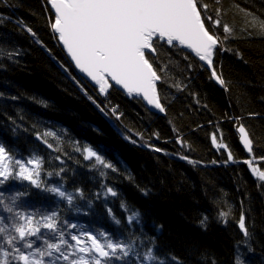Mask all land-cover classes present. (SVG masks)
Returning <instances> with one entry per match:
<instances>
[{
    "label": "trees",
    "instance_id": "1",
    "mask_svg": "<svg viewBox=\"0 0 264 264\" xmlns=\"http://www.w3.org/2000/svg\"><path fill=\"white\" fill-rule=\"evenodd\" d=\"M206 2L211 14L221 8L222 22L234 30V38L227 42L233 51L219 52L214 58L229 90L213 81L197 58L186 61L188 51L165 45L157 57L159 66L166 65V75L161 73L163 80L157 85L164 115L150 112L142 100L128 98L117 88L108 97L100 96L82 79L51 32L45 0L0 3V50L4 53L0 55V143L24 157L35 152L43 160L42 185L62 186L74 197L69 205L44 187L10 179L0 191L27 193L18 199L17 210L34 213L36 219L55 211L61 223L67 220L79 226L72 233L103 231L113 237L131 233L146 244L154 240L166 264H174L172 256L181 264H234L237 250L243 264H264V182L243 162L255 156V166L264 170L260 159L264 157V31L258 23L264 19V0ZM17 51L19 55L8 58L7 52ZM177 82L183 90L172 86ZM89 95L107 105L106 111L117 106L121 119L110 112L105 115ZM231 118H242L240 123L252 136L251 156L241 147ZM45 131L56 134L46 139L57 151L36 138ZM220 133L227 149H217L211 142V136L217 134L219 140ZM85 146L117 171L96 164L94 158L86 160ZM228 151L233 161H228ZM104 186L113 188L117 196H106ZM122 202L139 210V224H127ZM225 202L231 207L227 224L218 219ZM242 210L250 239L238 227ZM0 215L8 214L0 210ZM205 216L206 227L201 225ZM36 244L42 246V241Z\"/></svg>",
    "mask_w": 264,
    "mask_h": 264
},
{
    "label": "snow or ice",
    "instance_id": "2",
    "mask_svg": "<svg viewBox=\"0 0 264 264\" xmlns=\"http://www.w3.org/2000/svg\"><path fill=\"white\" fill-rule=\"evenodd\" d=\"M45 3L48 6L46 11L51 13L49 26L54 37L66 50L75 68L94 84L101 96L108 97L110 90L118 86L129 97H140L147 105L164 113L166 110L161 103L157 85L163 80L161 73L166 75V65L159 66L157 57L165 45L170 49L188 50V55H184L186 61L192 56L198 58L202 67L210 70V78L225 91L229 90L228 82L214 58L219 52L233 51L227 46V42L234 38V30L222 22L221 8L217 7L214 14L209 13L206 0H45ZM215 3L219 5L220 0H215ZM246 15L252 14L246 12ZM257 19L252 16L253 21ZM20 23L31 36L36 37L37 34L30 27L23 25L22 21ZM258 23L261 31H264V19H260ZM36 43L41 41L37 39ZM3 54V50H0V55ZM236 54L239 55V52ZM14 55H19V52H7L9 59ZM187 66L190 69L193 65L189 63ZM61 67L68 71L63 64ZM73 79L80 84L76 77ZM172 86L183 90L179 82ZM81 90L85 91L83 87ZM85 95H88L87 91ZM88 99L105 115L110 112L116 120L121 119L123 114L118 111L117 106L106 111L107 105L102 106L90 95ZM37 102L47 106L43 100ZM231 119L240 143L251 156L254 144L252 136L244 124L240 123L242 118ZM217 132H220L219 128ZM55 135L51 131H45L38 133L36 138L57 151L58 147L54 148L46 139ZM124 139L136 143L129 136H124ZM211 142L217 149L228 147L223 142L222 133L219 140L217 134H213ZM77 150L80 151V148L77 147ZM153 150L162 151L158 147ZM83 153L86 160L94 158L96 164L113 172L117 171L112 163L105 161L92 147L85 146ZM180 159L187 157L180 156ZM227 159L233 161L231 151L227 152ZM256 159L251 156L243 162L259 181L264 182V170L255 166ZM260 159L264 160V157ZM189 163L193 161L189 160ZM42 167L43 160L35 152L24 157L14 154L0 143V187L13 179L28 181L36 188H42ZM104 187L106 196H117L113 188ZM44 190L66 200L69 205L73 203V194L63 190L62 186L44 187ZM144 194L147 195V192ZM25 195V192L6 195L4 191H0V210L8 214L0 215V264H166L157 254L154 240L146 244L143 238L131 233L128 237H113L103 231L96 234L84 230L72 233L71 230L78 229L79 226L67 220L61 223L59 214L55 211L41 214L36 219L34 213L17 210L18 199ZM121 207L128 213L126 221L130 227L140 223L139 210L129 209L123 202ZM108 212L112 215L111 209ZM230 214L231 207L225 202L218 210V219L227 224ZM207 219L205 216L201 220L202 226L206 227ZM113 220L120 224V220L114 216ZM245 221L242 210L238 227L243 236L250 239L251 233ZM42 229L47 230V233H42ZM37 241H42V246H37ZM170 259L174 264H181L176 256ZM234 264H243L239 250Z\"/></svg>",
    "mask_w": 264,
    "mask_h": 264
},
{
    "label": "water",
    "instance_id": "3",
    "mask_svg": "<svg viewBox=\"0 0 264 264\" xmlns=\"http://www.w3.org/2000/svg\"><path fill=\"white\" fill-rule=\"evenodd\" d=\"M60 44V43H59ZM60 46H61V48L63 49V51L65 52V54H66V56H67V58H68V60H69V62L73 65V67H74V69H75V71H76V73L82 78V79H84L85 81H87L91 86H93L95 89H96V87L94 86V84L87 78V77H85L84 76V74H82V73H80V71L77 69V68H75V65H74V62H72L71 61V59H70V57L67 55V53H66V50L63 48V46L60 44ZM186 50V49H185ZM186 51H188V50H186ZM198 59V58H197ZM200 62V61H199ZM201 64H202V62H200ZM209 72H210V70H208ZM213 81H215L214 79H213ZM216 82V81H215ZM160 82H158V84H159ZM118 90H120V91H122L128 98H136V99H140V100H142V102L144 103V105L147 107V109L150 111V112H152V113H155V114H159V115H164L165 114V112L164 113H160L159 112V110H157V109H154V108H152L151 106H149V105H147V103H146V101H143V99L142 98H140V97H129L125 92H124V90L123 89H120L118 86L116 87ZM158 89V88H157ZM97 90V89H96ZM159 93V92H158ZM162 103V102H161ZM240 142V141H239ZM240 145H241V147L243 148V146H242V144L240 143ZM244 149V148H243ZM246 152H247V150L246 149H244ZM248 153V152H247Z\"/></svg>",
    "mask_w": 264,
    "mask_h": 264
}]
</instances>
